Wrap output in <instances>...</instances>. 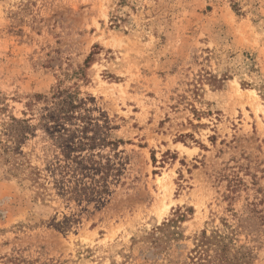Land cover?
<instances>
[{
    "label": "rangeland",
    "instance_id": "rangeland-1",
    "mask_svg": "<svg viewBox=\"0 0 264 264\" xmlns=\"http://www.w3.org/2000/svg\"><path fill=\"white\" fill-rule=\"evenodd\" d=\"M58 92L105 193L11 126ZM0 264H264V0H0Z\"/></svg>",
    "mask_w": 264,
    "mask_h": 264
},
{
    "label": "trees",
    "instance_id": "trees-1",
    "mask_svg": "<svg viewBox=\"0 0 264 264\" xmlns=\"http://www.w3.org/2000/svg\"><path fill=\"white\" fill-rule=\"evenodd\" d=\"M55 95L61 97L59 92L55 93L52 96L53 100L47 103L37 117L18 120L13 118L16 122L11 124L12 128L16 127L18 131L24 132L19 134L20 138H26V133H33V130L38 126L44 129L52 144L59 149V154L63 157L58 161L56 169H62L64 172L61 179L57 181V185L62 186L65 191H69L70 187H73L70 192L78 199L92 198L107 192L106 179L111 169L109 160L102 163L101 160L95 159L93 154L73 155L74 152L84 150L86 146L92 148L96 144H104V138L88 134L91 121L74 112L77 107L74 96L68 95L57 100ZM35 119H38V122L33 124L32 120ZM74 119H79L80 123L69 125V122ZM120 141L115 139L111 143L116 144ZM67 175L69 177L65 180L64 177ZM70 182L72 186L69 187L71 184L68 183ZM67 185L68 188H66Z\"/></svg>",
    "mask_w": 264,
    "mask_h": 264
}]
</instances>
